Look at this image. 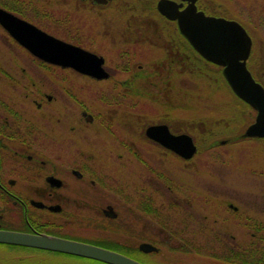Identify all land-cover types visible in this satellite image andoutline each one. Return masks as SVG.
I'll use <instances>...</instances> for the list:
<instances>
[{"label": "flooded vegetation", "instance_id": "af4514ba", "mask_svg": "<svg viewBox=\"0 0 264 264\" xmlns=\"http://www.w3.org/2000/svg\"><path fill=\"white\" fill-rule=\"evenodd\" d=\"M227 2L0 0V8L8 13L5 23L24 20L94 53L102 58L107 72L97 78L42 60L0 22V228L92 243L134 241L135 245H125L128 254L155 264L150 253L139 249L141 242L155 240L149 237V227L140 223L153 218L163 225L165 218L161 220L150 211L148 199L150 190L153 195H165L150 185L147 156L175 157L179 164L193 157L182 158L147 136L146 128L166 124L172 134L186 132L197 142L195 134L182 125L196 123V115L181 113L187 108L184 97L196 88L199 54L180 32L176 19L170 17L188 6L207 15L228 17ZM255 78L264 85V71L262 78ZM65 100L74 103L76 111L55 118L56 111L65 109H60ZM194 102L190 107L193 111L197 110ZM69 117L78 124L69 129L80 130L73 136L64 133ZM91 127L96 134L88 136L82 131ZM55 130L62 133L54 137ZM206 142L215 144L221 139ZM117 145L128 151L129 163L136 157L134 152L139 156V150L147 153L139 160L140 171L129 168L125 190L116 181L118 165L113 151ZM157 176L163 180L165 175L157 170ZM117 199L127 201L130 210L126 227L120 226V230L116 229L122 219ZM174 205L182 219H174V232L163 225L168 234L161 241L169 240L172 234L182 241L188 233L192 237L196 232L193 213L183 215L186 209ZM133 210H140L142 216ZM189 219L191 225L182 226ZM79 223L92 226H77ZM85 233L87 238L82 236ZM160 252H156L157 257ZM81 264L105 263L86 258Z\"/></svg>", "mask_w": 264, "mask_h": 264}, {"label": "rangeland", "instance_id": "374dc122", "mask_svg": "<svg viewBox=\"0 0 264 264\" xmlns=\"http://www.w3.org/2000/svg\"><path fill=\"white\" fill-rule=\"evenodd\" d=\"M258 3L259 5L262 4V10H259ZM226 5L227 14L237 18L252 37L254 45L253 59L255 57L257 62L252 60L250 65L255 75L262 78L264 71V0H228ZM260 19L262 21H259ZM218 72L217 66L205 63L198 58L195 91L191 96H186L183 99L185 104H187V108L185 110L182 109V115H191L193 112V109H190L192 100L195 101L194 104L197 106L198 118H195L196 123L186 121L182 125L189 132L196 135L195 139L198 140L201 146H204L205 143V141L201 140L203 139L201 135L204 129L202 122L205 117L201 118L200 116L212 115L210 116L211 119L207 120L210 121L207 125L210 126L213 121L212 124L217 125L220 129L217 132L223 136L239 133L254 117V111L247 106H244L243 109L238 107L236 109L233 106V104H239V101L232 95L226 84H222L223 81ZM65 101L66 103L61 105L60 109L65 108L66 110L63 109L59 113L56 111L55 118L58 115L61 116L68 112L76 111L74 103L71 104L67 100ZM231 106H233V109ZM63 118L65 120V117ZM241 118H243V122H241ZM67 121L69 122V124H66L68 129L71 125L78 127L74 118L69 117ZM68 129L64 130V133L70 136L80 132V130L76 131V128L75 130L69 129L67 132ZM55 131L57 134H54V137H58L62 133L61 131ZM82 131H86L88 136L96 134V129L92 127ZM222 138H225L224 144L226 145L208 149L186 163H177L178 159L175 157L149 158L146 155L147 153L145 154L148 158L147 162L150 170V185L154 189L160 188L159 192H163L165 195H153L150 190L148 199L150 202L149 207H151L150 211L159 215L161 220L165 218V223H162L163 225H169L172 232L176 230L173 223L174 219L175 221L182 219L174 204H181L182 208L186 209L182 211L183 215L186 212L189 214L191 211L193 216L196 217V222L194 223L196 232L192 233L194 234L192 237L188 233L186 239H183L184 244L189 240L192 242V246L199 245V241L201 242L199 246H206L205 239L216 238L215 240L218 239L215 242L216 248L221 247L223 244L245 246L251 242H256L260 248H264V228L254 230L244 224L247 215L253 217L260 225L264 224V138H245L229 145H227L228 138ZM113 152L117 158L118 165L116 174L117 185H122L121 190H125L126 186L129 185L127 182L130 179L128 177L129 168L134 172L140 171L142 164L139 160L142 157L145 158V155H143V150H139L140 156L133 151L136 157H131L132 162L129 163L128 159L130 158L128 155L130 154H127L128 151L123 146L117 145ZM122 164L130 166L122 169L120 167ZM157 170H160L166 176L163 177V180L157 176ZM169 186L172 188H169ZM137 187L141 191H146L142 189L143 185H138ZM191 190L194 191L192 196L189 195ZM118 199L117 210L122 217L118 225L125 228L129 219L128 211L130 210L127 201ZM133 211L137 216H142L140 210ZM142 223L144 228L149 227L150 239H155L156 243L161 244V252L155 264H162L163 260L168 261V263L177 260L179 264H199L197 261L199 258L194 253L186 254L169 248L170 246H179L182 243L179 240L180 237L177 239L170 238L166 240L167 243H161V239L168 233L163 230V225L159 223L158 219L157 221L153 218L149 219L148 222L142 221L140 223L141 226ZM186 223H188L187 226L189 227L191 225L190 219L182 222V226H186ZM77 226L91 227L92 225L79 223ZM133 231H136V229H133ZM82 236L87 238L88 235L85 233ZM118 241L116 242L124 245L136 244L134 241ZM212 244L214 245V243ZM9 252L18 253L21 250L7 249L0 246L1 254ZM46 256L47 258L45 259ZM46 256L42 257L41 260L39 258L38 260L34 259L35 256L30 259L34 260L32 264H81V261L86 259L71 255H53L52 253ZM1 260L2 258L0 257V263H5V261Z\"/></svg>", "mask_w": 264, "mask_h": 264}, {"label": "water", "instance_id": "95a60500", "mask_svg": "<svg viewBox=\"0 0 264 264\" xmlns=\"http://www.w3.org/2000/svg\"><path fill=\"white\" fill-rule=\"evenodd\" d=\"M6 15L8 13L0 8V22L35 56L97 78L107 75L102 67V58L96 54L58 39L24 20L15 18L10 24L5 23ZM170 18L176 19L180 32L201 57L221 67V73L232 92L254 110L253 120L237 135L228 137V141L264 138V87L253 78L246 64L252 45L246 29L234 19L206 15L196 11L193 6L178 11ZM146 134L183 158H190L196 152L190 135L172 134L166 124L150 125L146 128ZM224 142L225 139H221V143ZM0 243L62 252L107 264H145L115 250L47 233L0 228ZM139 249L150 252L157 250V247L142 242Z\"/></svg>", "mask_w": 264, "mask_h": 264}, {"label": "trees", "instance_id": "16d2710c", "mask_svg": "<svg viewBox=\"0 0 264 264\" xmlns=\"http://www.w3.org/2000/svg\"><path fill=\"white\" fill-rule=\"evenodd\" d=\"M238 101H239V104L236 103L237 105L233 104V106L236 107V109H237V107L239 109H241V108L243 109V107L246 106V104L243 103L242 101H240L239 99H238ZM233 106H231L232 109H233ZM192 114L196 115V117L198 118L197 110L193 111ZM210 116H212V115H210ZM210 116H205V115L200 116L201 118L205 117L203 122H202L204 129H203L202 135H201L203 138L201 140L205 141V143H204V146H201V145H199V142L197 140V143L199 145L197 155L203 154L206 150L213 148L214 146L208 145L206 141L213 139L216 135L219 134V132H217V131L220 129L217 127V125L215 126L212 124L213 121H212L210 126L207 125L210 123V121H207V120L211 119ZM238 122H240V121L238 120ZM241 122H243V118H241ZM194 136L196 137V135H194ZM215 148H216V146H215ZM230 213H232V211H230ZM244 224L246 226L254 229V230H259V229L264 228V226H263L264 224L260 225L259 223L256 222V220L253 217H251L249 215L246 216ZM167 226H168L167 228H170L169 225H167ZM116 229L120 230L121 227L118 225L116 227ZM170 230H171V228H170ZM172 236H173V234L171 235V238H174ZM215 239H205L206 240L205 241L206 246H199L201 244L200 241L198 243L199 245L192 246L191 241L188 240V242H185V244H184L183 243L184 241L182 240V243H180L179 246H177V247H171L170 246L169 248L172 250L178 251V252H184L186 254H191V251L195 250L196 256H197V258H199V260H197L199 264H264V248L263 247L260 248L256 242H251L245 246H234V245L228 246L226 244H223L221 247L216 248L215 242L218 241V239L217 240H215ZM151 242L161 246V244L156 243L157 242L156 240H151ZM162 242L167 243V241H161V243ZM93 243L98 244V245H102L104 247H107V248H110L113 250L121 251V252L129 255L128 254L129 252L127 251L126 246L124 244H120V243L113 242V241L109 242L106 240L95 241ZM212 243H214V245ZM0 246L6 247L7 249L13 248V249L21 250V252H18V253H14V252L2 253V254L0 253V257L2 258L1 261H5V263H0V264H32L34 260H31L30 259L31 257L35 256L34 259L38 260V258H39V260H41L42 257H44L46 255H50L51 253L53 255L69 256L67 254H62L59 252H50V251H46V250H42V249L29 248V247L18 246V245L0 244ZM54 257H56V256H54ZM46 258H47V256L45 257V259ZM170 264H177V263H170Z\"/></svg>", "mask_w": 264, "mask_h": 264}]
</instances>
